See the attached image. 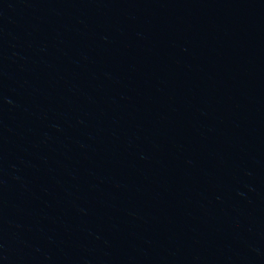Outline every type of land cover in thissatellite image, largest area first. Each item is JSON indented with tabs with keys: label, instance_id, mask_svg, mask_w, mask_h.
<instances>
[{
	"label": "water",
	"instance_id": "1",
	"mask_svg": "<svg viewBox=\"0 0 264 264\" xmlns=\"http://www.w3.org/2000/svg\"><path fill=\"white\" fill-rule=\"evenodd\" d=\"M0 264H264V0H0Z\"/></svg>",
	"mask_w": 264,
	"mask_h": 264
}]
</instances>
